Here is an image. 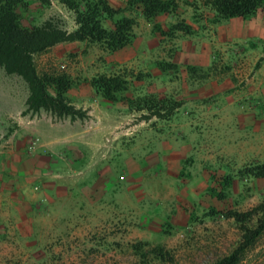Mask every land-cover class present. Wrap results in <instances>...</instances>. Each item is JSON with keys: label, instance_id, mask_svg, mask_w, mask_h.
<instances>
[{"label": "rangeland", "instance_id": "obj_1", "mask_svg": "<svg viewBox=\"0 0 264 264\" xmlns=\"http://www.w3.org/2000/svg\"><path fill=\"white\" fill-rule=\"evenodd\" d=\"M75 1L79 2L80 10L85 9L82 0ZM203 3L204 0H172L166 11L174 12L171 20L164 22L162 28L160 23L154 24L155 31L160 33V38L154 40L158 45L127 61L119 60L104 45L89 40L78 41L69 48L66 43L52 46L35 54L33 59L38 74H64L70 79L71 86L65 96L69 101L72 95L80 97L78 100L82 102L75 106L86 110L83 120L91 121L88 112L92 107L101 109L109 103L123 107L118 112H131L117 126L115 133L120 134L108 136L112 142L116 136L118 147L142 145L147 138L146 130L160 139L167 128L190 125L191 131L199 134L201 160L211 158L215 163L217 194H201L194 202H187L183 211L175 206L174 194L161 202L153 199L148 211L143 207L108 205L85 209L79 203L75 207H63L57 218L42 223V238L35 241L37 246L33 240H21L12 233V217L3 214L0 207V264H211L238 246L242 226L256 223V217L238 222L230 215L233 211L245 212L264 199V183L261 184V179L253 181L255 177L250 173L255 165L231 167L226 157L228 134L224 125L214 127L208 117L200 119L194 115L197 110L194 107L208 103L188 102L181 109L186 99L202 91L207 80L234 75L241 81L249 74L248 69L259 63L255 52L246 45L223 38L225 32L221 28L218 33L222 40L211 37L223 19L213 22L216 13ZM186 4L191 8L186 9ZM16 11L24 27L40 26L50 19L69 31L77 28L74 10L61 0H23ZM254 15L264 19V6ZM111 24L103 19L106 28ZM198 42L210 44L209 55L205 48L204 54L195 53ZM101 76H118L125 81L124 88L115 92V100L103 96L93 85V80ZM8 95L21 106L28 88L21 77L7 74L0 67V150L16 128L13 121L6 120L8 114L17 112L5 99ZM176 103L178 107L174 106ZM24 110L20 115L26 114ZM156 112L163 117H158ZM46 113L53 122L70 118ZM149 114V118L142 117ZM200 125L204 131L199 129ZM142 210L147 212L143 216ZM239 264H264V234L243 252Z\"/></svg>", "mask_w": 264, "mask_h": 264}, {"label": "crops", "instance_id": "obj_2", "mask_svg": "<svg viewBox=\"0 0 264 264\" xmlns=\"http://www.w3.org/2000/svg\"><path fill=\"white\" fill-rule=\"evenodd\" d=\"M107 1L111 7L121 10L116 15L117 19L126 16L135 20L130 43L114 51L115 57L122 61L158 45L154 40L160 38V33L155 31L154 24L160 23L162 28L164 22L174 15L170 11L147 18L141 4H130L129 0ZM185 8L191 7L186 4ZM220 28L225 32L223 38L230 39L234 44L242 43L254 51L256 59H259L258 66L250 67L249 74L241 81L236 80L234 75L215 80L209 78L202 91L186 99L181 109L188 102L208 103V106L196 105L194 115L200 119L208 117L211 126L224 125L228 134L226 157L231 167L262 165L264 47L261 43L264 46V19L255 15L223 19L216 25L212 38L223 39L219 36ZM77 42L56 45L66 43L69 48ZM202 44L205 45L198 42L195 53L206 52L209 55L210 44L206 47ZM244 80L245 85H240ZM207 92L208 95L205 94ZM26 98L27 95L21 106L12 96L5 98L12 103L11 107L17 109L14 115L8 114L6 118L13 121L16 128L8 135L7 145L3 144L4 149L0 150V207L3 214L12 217V233L18 239L39 241L42 238V223L50 218V221L53 220L55 216L57 218L61 208L75 207L78 203L85 209L108 205L143 207L148 211L153 206V199L161 202L174 194L177 199L175 206L182 209L201 194H217V179L213 171L215 163L211 158L209 161L205 158L204 162L201 160L199 134L191 131L190 125L177 124L172 129L167 128L160 134V139L146 130L147 138L142 145L136 147L130 144L123 149L117 146L116 136L113 142L108 137L112 133L120 134L115 133L117 126L131 115V112H118V108L123 107L111 103L103 105L102 110L92 107L88 112L89 122L70 118L53 122L44 110L20 115L25 109ZM78 99L79 96L73 98L72 95L70 101L74 105L80 104L82 101ZM199 129L204 131L201 125ZM260 179L261 184L264 183L263 177H255L253 181ZM161 204L157 205L160 207ZM146 210H142L140 215L147 213ZM37 245L35 242L34 246Z\"/></svg>", "mask_w": 264, "mask_h": 264}, {"label": "trees", "instance_id": "obj_3", "mask_svg": "<svg viewBox=\"0 0 264 264\" xmlns=\"http://www.w3.org/2000/svg\"><path fill=\"white\" fill-rule=\"evenodd\" d=\"M21 1L23 0H0V67L7 74L21 77L26 83L28 96L23 113L43 109L58 118H85L86 110L76 107L65 96L71 86L70 79L64 74H38L33 56L62 42L85 40L100 43L110 52L117 51L132 40L135 20L126 16L113 19L121 10L111 7L107 0H82L85 3L84 10L79 9L78 1L61 0L68 8L74 10L76 29L69 31L50 19L40 26L24 27L20 24L16 11V6ZM171 2L129 0L130 4H141L147 18L168 11ZM203 4L209 5L216 13L213 20L216 22L231 17H250L260 6H264V0H204ZM103 19L110 20L111 27L106 28ZM124 83L118 76H101L93 80V85L110 100H115V92L123 89ZM178 105L174 104L175 107ZM155 114L163 117L159 112ZM142 117L149 118L150 114ZM250 173L254 177L264 178V164L255 165L250 169ZM230 215L238 222L256 217V223L252 226H242L243 234L238 246L211 264H239L243 252L264 234V199L245 212L233 211Z\"/></svg>", "mask_w": 264, "mask_h": 264}]
</instances>
